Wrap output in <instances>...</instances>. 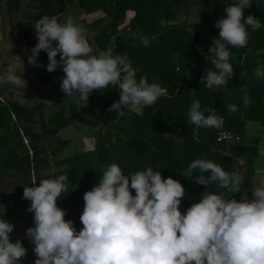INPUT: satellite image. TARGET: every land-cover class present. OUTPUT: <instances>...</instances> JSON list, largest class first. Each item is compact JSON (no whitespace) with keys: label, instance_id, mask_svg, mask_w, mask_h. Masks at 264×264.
Returning <instances> with one entry per match:
<instances>
[{"label":"clouds","instance_id":"obj_1","mask_svg":"<svg viewBox=\"0 0 264 264\" xmlns=\"http://www.w3.org/2000/svg\"><path fill=\"white\" fill-rule=\"evenodd\" d=\"M251 4L252 0H235L217 20L219 35L213 37L209 49L213 68L201 79L208 89L228 86L234 75L230 48H246L248 27L260 29L259 18L251 14L245 17ZM33 24L38 42L28 63L36 65L40 52L45 51L47 70L62 69L60 87L68 97L76 95L88 102L92 92L118 85L120 98L109 111L121 113L124 108L139 112L164 94L158 83L134 77L127 55H113L110 49L94 53L85 30L71 17L60 22L55 16H44ZM137 38L145 47L155 39L133 33V39ZM251 78L264 79V61H257ZM7 81L24 87L15 74H9ZM241 91L247 108L251 103L248 90ZM226 107L230 113L238 111L235 104ZM188 117L196 129H221L224 125L214 109L202 111L198 99ZM163 135L177 143L182 139L178 134ZM257 150L264 158V147L258 145ZM196 170L200 175L193 181L206 186V191L181 211L186 188L179 180L165 178L151 166L126 175L118 164L107 165L99 183L83 195L78 231L74 221L65 219L67 210L57 203L68 191L67 176L55 175L54 168L42 172L45 178L38 185L34 180L23 191V198L30 201L27 211L34 218L26 236L34 245L35 264H264V174L252 181V198L244 195L238 200L232 194L239 193L245 181L239 168L230 172L213 160L198 158L181 174L192 180ZM213 184L225 192L208 191ZM14 227L7 219H0V264H21L27 255L23 242L11 239Z\"/></svg>","mask_w":264,"mask_h":264},{"label":"trees","instance_id":"obj_2","mask_svg":"<svg viewBox=\"0 0 264 264\" xmlns=\"http://www.w3.org/2000/svg\"><path fill=\"white\" fill-rule=\"evenodd\" d=\"M75 1L86 11H99L100 15L90 22L91 25L101 22L102 15L110 16L108 22L98 27L94 35L95 43L104 48L113 34L115 46L110 49L113 55H127L134 77L137 80L144 77L150 83H158L164 94L153 105L144 107L140 112L124 108L121 113H117L115 110L109 111V108L119 100L121 90L110 86L107 90L92 92L88 102L81 107L75 101L62 103L47 120L42 101L32 104L19 99L1 100L0 130L3 133H0V176L8 171V163L14 161L11 169L15 171L30 170L33 166L37 170L44 166H56L57 174L68 178V191L62 193L63 196L57 203L67 210L65 217L74 221L77 231L82 227L80 215L84 207L83 195L99 183L103 169L111 163L118 164L126 175L151 166L154 170L161 171L165 178L172 176L179 180L186 188L181 211H186L206 191V186L193 181L200 175L199 170L194 171L192 180L181 174L194 159L213 160L230 172L239 168L244 174V180H249L253 173L252 162L258 155V150L256 146L241 144L240 139L245 120L255 119L264 124V79L251 78L257 61H264V0H252L251 7L245 9V17L251 14L259 18L261 27L256 31L248 27L249 43L246 48H230V63L233 65L234 75L228 86L220 89H208L201 83L207 69L213 68L209 49L213 44V37H218L219 30L213 27L209 35L203 38L198 31L190 32L186 22L170 25L160 22L161 17L172 19L170 6L180 0ZM69 2L70 0H29L40 14L36 15L35 21L44 16L57 18ZM183 2L190 4L189 0ZM198 2L199 11L205 15L204 22L211 23L222 17L227 4L234 3L235 0ZM128 12L131 14L127 21L124 20L119 29L111 31L119 20L128 17ZM33 32L34 25H31L26 27L21 36L29 40L25 45L31 49L38 42L37 35L31 36ZM127 33H141L155 39H151L150 46L145 47L140 40L134 42ZM257 51H260L259 56L256 55ZM30 55L31 51L24 56L16 55L14 64H9V69L13 71L21 58ZM39 56L46 69L47 53L42 50ZM57 58L59 59V54ZM62 73V69L57 68L49 78L42 80L44 84H52L55 77ZM242 88H247L251 99L247 108L242 104ZM197 99L202 111L214 109L218 116L223 117L224 125L221 129H229L238 134L240 139L229 143L219 142L217 135L221 129H196L189 124L188 113L193 101ZM78 102L81 103L80 100ZM230 103L235 104L238 111L230 113L226 107ZM68 110L85 124L94 125L95 119H101L106 131L98 135L97 145L92 151L76 153L59 160L43 161L41 157L46 155V150L38 144L42 143L40 141L43 138L55 135L59 128L68 124ZM208 114L210 112H205V115ZM35 121L40 124L38 131L28 126V123ZM165 133L178 134L182 137L181 142L165 137ZM25 134L31 136L30 145L28 149L18 150L14 144ZM234 156L240 158L241 162ZM208 191L225 192L214 184L209 186ZM21 195L19 190H14L2 196L5 206L0 209V219H7L14 225L17 220L24 223L34 221L33 213L27 211L30 203L21 202ZM232 195L238 200L244 195L251 199L252 190L245 191L241 188L239 193ZM21 241L25 246V241Z\"/></svg>","mask_w":264,"mask_h":264},{"label":"crops","instance_id":"obj_3","mask_svg":"<svg viewBox=\"0 0 264 264\" xmlns=\"http://www.w3.org/2000/svg\"><path fill=\"white\" fill-rule=\"evenodd\" d=\"M78 7H80V6L78 5ZM16 12H19V10L18 11L14 10L11 13L12 22H11L10 31H12V33H13L12 35H14L15 32L17 31L16 28H18V25L21 24V19H22L21 17L25 16V14H26V12H23V13L19 12L18 15L16 16V19H14L13 17H14V14ZM62 12H64V10ZM87 12H89V14H90V19L86 21V24L84 23L85 25H81V27L86 32V38L88 36L89 28H91L90 30L93 29L92 27H90V25H91L90 22L94 21V20H91L93 18V16H91V13H95L96 18L100 15L99 11H97V10H92V11H87ZM60 14H61V12L58 14V16ZM106 15H108V14H105V16L103 18H105ZM67 18L68 17H65L61 21H65ZM109 19H110V16H109ZM0 20H1V18H0ZM101 24H103V23H101ZM0 32H3L1 23H0ZM92 32H94V30ZM18 36H19V34H17V37ZM93 39H94V37H93ZM17 40L21 41V39H19V38ZM3 41L4 40H2V42ZM89 45H90V43H89ZM90 46L92 48L97 47L98 49H100L99 45L96 44L95 41ZM9 61H10V58L7 61V63L5 62V64H3V65L6 66ZM41 63H42V59L39 56L37 64L35 65V67H32V64L28 63V57H27V58L22 59L18 63V65L16 66L15 69H17V67L25 65V68L27 70H30V71L35 70V74L30 76V72H29L28 75L26 76V78L24 79V81L32 83V85L30 87L39 89V90L44 91V92L45 91L48 92V91H50V89L52 90V88L54 87L55 90L52 93L55 94L61 88L60 85L62 82V76H61L62 74H59L55 77L54 83L44 84V82L42 80H40L39 78H36V76L38 74L41 75L45 72ZM38 65H40L39 68H38ZM12 72L15 73V70ZM12 72H10L9 70H7V71L5 70V73H3V74L9 75ZM32 79H34V80H32ZM48 93L50 94V92H48ZM18 96L20 98L16 97L15 99L20 100L21 95H18ZM29 98H33V97H29ZM30 100H34V99H30ZM35 100H36L35 102H38V101L44 102V108H46L44 110V116H45L46 120L48 119L49 115L51 113H53L56 108H59V106H60V105H53L54 103L45 101V100L40 99V98H36ZM61 100H64L63 101L64 103H67L68 101H72V102L75 101L76 104L79 106V102H78L79 99L76 95H74L72 97H68L67 94H65ZM56 103L57 102H55V104ZM50 104H52V105H50ZM66 115L68 118V124L59 128L55 135H53L51 137L43 138L42 141H40L42 143L38 144L39 147L45 148L46 152H44V153H46V154L52 153V156L54 155L53 160L54 159H56V160L57 159L58 160L63 159L65 157L74 155L76 153L84 152V151H92L95 149V147L97 145L98 136L96 134H97L98 130L100 129L101 122H97L94 125L85 124V123L77 120L71 114L70 110L66 111ZM103 128L105 129V127H103ZM32 130H34V129H32ZM34 131H36V130H34ZM30 141H31V136L28 134L27 135L25 134V135H22L21 140L17 143L18 144H24V143H28ZM17 143L14 145L16 146V148L18 150H21V147L18 146ZM240 143L243 145L256 146V148L258 145L261 147H264V124H262L259 120H255V119L245 120L244 131L242 133ZM53 160H51V161H53ZM14 163H15V161L9 162L8 163V168H9L8 171L4 175L0 176V209L4 208V206H5L4 201H3L4 198L2 199V196L8 192H12L14 190H19L22 193L21 198H20L21 202L30 203V201L25 200L23 198V191H24L25 186H32V185L29 183L27 184L26 182H24L22 180L25 178L24 174L20 173L22 170L21 171L17 170V173L14 174L15 169H11V167ZM53 168L55 169L57 167L53 166L52 168L51 167L48 168L47 166H44V167L39 168L38 174H40V175H38V176H40V179L43 178V176L41 175L42 172H45L46 170L53 169ZM252 168H253L252 176L250 177L249 180H245L241 186V188L245 191L252 190V187H253L252 181L253 180L258 181L260 178H262L261 174H264V158H260L259 155H257L253 159ZM55 175H58L56 171H55ZM2 193H4V194H2ZM9 204L10 203L8 202V205ZM66 220H69V219H66ZM17 224L22 225V227H19V229H23V231L24 230L26 231V229L30 226L28 225L29 223H24V222L17 220L15 223V227H14L13 232L10 234L11 239L13 241H16L18 239L25 241V247L28 251H27V255L22 259L21 264H35L36 256L33 252L34 245L29 241L25 232H23L24 234H21V232L18 233Z\"/></svg>","mask_w":264,"mask_h":264},{"label":"rangeland","instance_id":"obj_4","mask_svg":"<svg viewBox=\"0 0 264 264\" xmlns=\"http://www.w3.org/2000/svg\"><path fill=\"white\" fill-rule=\"evenodd\" d=\"M189 1H190V4L184 3L183 0H180L179 2H174L170 6L171 13L173 15L172 19H167L165 17H161L160 22L164 25H170V24H175V23L179 24L182 22H186L187 28L190 32L195 33L198 31V32H200L202 37L205 38L209 35L211 29L213 27H215V24L217 21H213L211 23H207V22L205 23L204 22L205 15L201 11H199L198 6L200 5V3L198 2V0H189ZM0 5H1L0 23L2 24V30H3V32H0V70H2L3 73H5V70L6 71L9 70L10 72H12V70L9 69L8 66H9V64L11 66L14 64L15 59L13 57H15L16 55L24 56V55L28 54L29 51H31V48L30 47L28 48V46L25 45L29 40L23 39V38H21V36H22L23 31L26 29V27L34 25L33 23L35 21V18L37 17L36 15L40 16V14L37 13L38 11H36L35 8H32V4L29 3V0H18L17 3H16V0H1ZM14 10H17V11L19 10V12H22V13L26 12V14H25V16L21 17L22 18L21 24L18 25V28H16L17 31L15 32L14 35H12L13 34L12 31H10L11 22H12L11 13ZM19 12H16L14 14V17H13L14 19H16V16L18 15ZM130 14H131V12H128V17H126V19L119 20L117 25L113 26L111 31H115V30L119 29L121 26V23L124 22V20L127 21ZM91 16H93V18L91 20H96L95 13H91ZM104 16L105 15H102L101 22H99L95 25H90V27L93 28L92 30H90L91 28H89V32H88V36H87V41L90 43V45H92L94 42L93 37H94L97 29H99L98 27L100 25H102L101 23L104 24L109 19L108 15H106V17L103 18ZM65 17H71L74 20V22L81 27V25H85L86 21L90 19V14L84 8L78 7V4L76 3L75 0H70V2L66 5V7L64 9V12H61V14L57 17V19H58V21L63 22L61 20H63ZM93 30H94V32H92ZM17 34H19L18 37H17ZM34 35H37L36 32L31 33V36H34ZM127 35L128 36L131 35V38L134 42L139 40L138 38L133 39L132 33H127ZM127 35H124V36H127ZM18 38L21 39V41L17 40ZM2 40H4V41L2 42ZM114 46H115V38H114V35L112 34L106 47L100 48V49H98L96 47V48H92V49H93L94 53L98 54L99 52L109 50V49L113 48ZM9 58H10V61L8 62V64L6 66H4L3 64H5V62L7 63ZM24 58H27V56L21 58V60ZM21 60H19V62ZM19 62H17L16 66L18 65ZM41 65H42V63H41ZM16 66H14V67L16 68ZM39 66L40 65H38V68H39ZM32 67H35V65H32ZM15 68H14L15 73L12 72L10 74H15L16 76H18L23 81L24 86H31L32 83L27 82V81L25 82L24 79L26 78V76L28 75L29 72H30V76L35 74V70H31V71L27 70L25 68V65L17 67V69H15ZM44 70H45V72L41 75L38 74L36 76V78H39L40 80L49 78V76L51 75V72H49L47 70V68L46 69L44 68ZM2 75L5 79H7V77L9 76L6 74H2ZM63 75H64V73H62L61 76L63 77ZM32 80H34V79H32ZM54 90L55 89L53 87L52 90L50 89V91H48V92H50V94L54 95L52 93V92H54ZM45 92H47V91H45ZM18 95H21L20 100H22V101H25L27 103H32V104L37 103V102H35L36 101L35 99L37 97L29 96L27 94H24L20 91L15 90V89L0 88V101L1 100L7 101L8 99H15L16 97H19ZM29 97H33V98H29ZM30 99H34V100H30ZM63 101L64 100L60 99L59 101H56L57 102L56 104H55V102H52V103H54L53 105H61L62 103L64 104ZM68 102H71V101H68ZM80 102H81V103H79L80 107L87 103V101H80ZM50 105H52V104H50ZM45 109L46 108H44V110ZM57 110H58V108L55 109V111H57ZM36 115L38 116L37 119H39V114L37 113ZM128 121H129V119H128ZM94 122H95L94 124H96L97 122H101L100 129L98 130V132L96 134L97 136L100 133H104L106 131V127L104 126V123L101 119H95ZM28 126L30 129H34L36 131H38L40 128L39 127L40 124L38 121H35L33 123H28ZM103 127H105V129ZM0 133H3L2 130H0ZM15 140H14V142H16ZM29 145H30V142L24 143V144H18V146L21 147V150H23L25 148L28 149ZM53 156H52V153H49V154L47 153L46 155H43L41 158H43V161H46V160L51 161V160H53ZM235 158L237 159V161H241L240 158H238V157H235ZM16 173H17V171L14 172V174H16ZM20 173L24 174L25 178L22 180L24 182H26L27 184L29 183L32 185L34 180H36V185L39 184L40 176H38V175H40V174H38L39 172L36 169V166H33L32 168H30V170L22 169V171ZM43 178H45V177H43ZM65 219H69V218L65 217ZM28 225L33 226L34 221L32 223H29ZM17 227H18L17 228L18 233L21 232V234H24L23 232H25V234H26L25 230L23 231V229H19V227H22V225L17 224Z\"/></svg>","mask_w":264,"mask_h":264},{"label":"water","instance_id":"obj_5","mask_svg":"<svg viewBox=\"0 0 264 264\" xmlns=\"http://www.w3.org/2000/svg\"><path fill=\"white\" fill-rule=\"evenodd\" d=\"M2 74H3V72H2V70H0V88L15 89V90L20 91V92L27 94L29 96L37 97V98L43 99V100L48 101V102L59 101L66 94V93L61 91V88L54 95L46 93V92L41 91V90L36 89V88H32L30 86H24V87L18 88V87H15V85H12L11 83H9L7 81V79H5L3 77ZM117 88L120 89L118 85H117Z\"/></svg>","mask_w":264,"mask_h":264},{"label":"built area","instance_id":"obj_6","mask_svg":"<svg viewBox=\"0 0 264 264\" xmlns=\"http://www.w3.org/2000/svg\"><path fill=\"white\" fill-rule=\"evenodd\" d=\"M239 139H240L239 135L233 133L229 129H221L218 132V135H217V140L219 142H227V143H229V142H233V141L239 140Z\"/></svg>","mask_w":264,"mask_h":264}]
</instances>
